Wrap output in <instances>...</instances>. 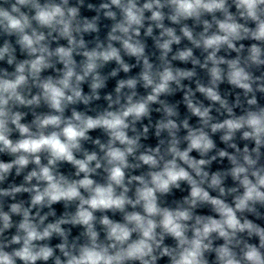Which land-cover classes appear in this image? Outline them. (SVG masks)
Returning <instances> with one entry per match:
<instances>
[{"label": "clouds", "instance_id": "9594fccd", "mask_svg": "<svg viewBox=\"0 0 264 264\" xmlns=\"http://www.w3.org/2000/svg\"><path fill=\"white\" fill-rule=\"evenodd\" d=\"M0 264H264V0H0Z\"/></svg>", "mask_w": 264, "mask_h": 264}]
</instances>
